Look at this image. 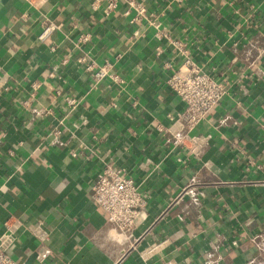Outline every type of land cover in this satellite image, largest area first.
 I'll list each match as a JSON object with an SVG mask.
<instances>
[{"label": "crops", "instance_id": "obj_1", "mask_svg": "<svg viewBox=\"0 0 264 264\" xmlns=\"http://www.w3.org/2000/svg\"><path fill=\"white\" fill-rule=\"evenodd\" d=\"M107 1L0 0V235L10 217L26 227L10 254L20 264H202L210 251L215 264L248 263L252 239L264 244V49L246 54L264 48V0H120L106 15ZM130 1L230 83L193 129L167 83L181 56ZM50 22L61 26L41 38ZM92 61L112 62L124 82L96 81ZM108 169L147 198L130 231L92 198Z\"/></svg>", "mask_w": 264, "mask_h": 264}, {"label": "built area", "instance_id": "obj_2", "mask_svg": "<svg viewBox=\"0 0 264 264\" xmlns=\"http://www.w3.org/2000/svg\"><path fill=\"white\" fill-rule=\"evenodd\" d=\"M26 1L32 7L38 8L43 6L48 0ZM119 2L120 0H108L104 13L106 15L111 14L118 8ZM129 4L137 10L135 20L142 21L147 19L149 23H155L154 25L160 37L168 39L169 43L178 50L182 62L178 68L172 69L167 83L173 93L184 102L185 108L181 116L186 127L189 130L193 129L206 119L212 109L229 93V81L217 78L201 69L193 60L187 43L182 39L172 37L167 31L160 29L159 23L153 22L152 19L148 18L144 5L133 1H130ZM98 7L93 5L94 9ZM60 26L53 25L50 22L40 37H44L46 33ZM82 40L86 41L87 37H83ZM263 49L256 43H251L246 52L247 59L254 61L260 58ZM113 67L114 64L110 61L101 65L94 61L89 63V69L93 70V78L96 81L109 78L113 83L121 84L124 80ZM68 102L69 104L75 103L73 99H68ZM192 196H195V194H192ZM92 198L104 209L108 221L121 231H130L136 226L140 212L147 203V198L135 179L131 175L123 174L120 170L111 171L108 169L100 173L93 184ZM193 199L198 200L197 197ZM5 227L6 231L0 235V264H20L10 254L9 249L16 239L18 230L26 228L25 224L18 217H10L6 220ZM31 232L41 240V243H44L48 237L46 230L40 224L34 227ZM252 242L257 247L258 254L246 264H264V244L260 243L257 237L253 238ZM238 244L237 240L233 241V245L237 246ZM202 264H215L210 251Z\"/></svg>", "mask_w": 264, "mask_h": 264}]
</instances>
